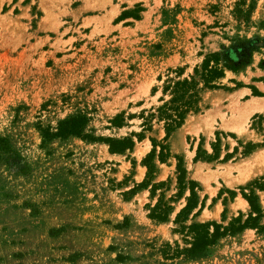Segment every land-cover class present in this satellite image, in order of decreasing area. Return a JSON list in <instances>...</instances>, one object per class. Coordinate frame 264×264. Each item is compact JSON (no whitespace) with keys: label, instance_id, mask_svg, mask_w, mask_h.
<instances>
[{"label":"rangeland","instance_id":"obj_1","mask_svg":"<svg viewBox=\"0 0 264 264\" xmlns=\"http://www.w3.org/2000/svg\"><path fill=\"white\" fill-rule=\"evenodd\" d=\"M3 1L0 137L20 169L0 158V264H264V230L223 236L200 257L189 251L187 229L244 220L250 208L240 187L264 176L252 171L247 179L252 149L264 146V114L247 105L264 97V0ZM234 41L252 49L249 63L223 68L217 88L199 91V110L186 114L177 134H187V143L179 137L184 152H172L175 132L164 141L157 111L171 97L164 87L195 75L207 54ZM78 113L89 117L85 133L95 140L41 136L39 127L54 131ZM99 137L133 139L119 170L129 166L124 160L149 163L152 173L136 188L146 186V198L125 202L133 169L120 177ZM150 138L158 144L151 162ZM165 144L161 168L169 173L156 182ZM177 157L186 170L182 189ZM189 180L204 207L183 220ZM255 192L264 206V193ZM161 196L172 207L163 222L149 217Z\"/></svg>","mask_w":264,"mask_h":264},{"label":"trees","instance_id":"obj_2","mask_svg":"<svg viewBox=\"0 0 264 264\" xmlns=\"http://www.w3.org/2000/svg\"><path fill=\"white\" fill-rule=\"evenodd\" d=\"M233 51V52H232ZM252 55V49H250L246 43L241 41H234L233 45L230 47V50L222 48V51H216L210 54H207L201 64V67H195V75L190 76L189 78H183L175 80L172 84H168L164 87L163 92H170L171 97L169 100L165 101L161 106L157 108L159 112V118L165 120V137L166 141L171 133L175 131L176 128L181 126L185 116L188 112H196L199 110L198 101H199V91L203 88H217L218 84L215 81L223 76V68L230 70H237L242 66L249 63ZM197 76V78L195 77ZM199 83H202V86L199 87ZM254 94H259L255 89L253 90ZM122 114L117 115L113 122L115 125L121 124ZM89 121V117L85 114L78 113L73 114L67 118L60 120L57 123V127L54 131H51L50 128L39 127L41 136L50 140L52 138L60 137L66 138L70 135L85 137L90 140H95V138L87 133H85L86 125ZM139 138H143L142 134H138ZM106 142L109 145L110 152L123 153L127 149L131 150L134 141L131 137H123L120 139L116 138H97ZM153 148L150 151V162L155 153V146L157 142L155 139L150 138ZM166 152V153H165ZM169 156V149L167 144L160 146V152L158 159L160 162H165L166 158ZM4 159L10 165H17L16 158L13 150L10 148L5 138L0 137V158ZM198 155L195 156L197 160ZM177 171L179 173L177 177V183L179 188L185 187V167L183 165V160L181 157H177ZM144 165L147 167L146 177L148 178V173H152L149 163L144 162ZM20 169V166H16ZM189 197L187 199V204L181 211L178 213H185L186 216L183 220L187 218L190 212L197 208L195 215H198L199 212L204 207V200L198 205V196L195 188L197 184L193 180H189ZM141 185H135L131 188L133 193L137 190L136 188ZM144 186V185H143ZM142 188V187H141ZM146 188V186L144 187ZM248 188L249 192L244 190ZM255 188L264 193V176L259 179H254L247 184L246 187H240L242 197L247 201L249 205V212L244 220H242V215H239L236 218H233L228 225L223 226L216 221L191 223L187 229L188 231L193 232V241L191 243L190 252H194L196 256H205L207 253V248L209 245L214 244L216 240L226 235H235L238 232L242 231L245 228H256L259 231L264 230V224H261V219L264 217V206H261L260 197L255 192ZM234 193V192H232ZM161 198L158 200L154 208L152 209L149 217L158 221H166L169 212L172 210L170 205L161 202ZM212 228V229H210ZM187 231V232H188Z\"/></svg>","mask_w":264,"mask_h":264},{"label":"crops","instance_id":"obj_3","mask_svg":"<svg viewBox=\"0 0 264 264\" xmlns=\"http://www.w3.org/2000/svg\"><path fill=\"white\" fill-rule=\"evenodd\" d=\"M5 3H6V0H4V1L2 2V5H4ZM21 6H23V5L21 4ZM256 98H257V99H255V98L253 97L254 100H253V99H252V101L250 100V102L247 104V105H248V108H249V111H251V112H252L253 110H251V107H249V104H250V103H252V102H256V100L261 101V102H264V97H256ZM254 112L264 114V109H263V110H255ZM179 129H180V126H179L178 128H176L175 131H173V132H175L176 138H173V140H172V138H171V143L174 144V148L171 149V151L174 152V153H181V152H184V148H183V140H178V139H177V134H178ZM213 133H214V131H213ZM183 138H184V141L187 143V134H184V135H183ZM235 143H236V142H234L233 146L235 145ZM150 147H151V145L147 146V148L145 149V152H144L143 154H145L146 152H148V151L150 150ZM261 147H263V148L255 147L254 149H252V151L255 150V151L257 152V151H260V150L264 149V146H261ZM257 148H259V149H257ZM252 151H251V152H252ZM255 151H254L253 153L250 152L251 154H250V153H249V154L252 156V155H254V154L256 153ZM192 152H193V151H192ZM192 152L189 150L190 157L193 156V153H192ZM107 156H108L109 159H111V160H117V161H119V162L117 163V167H118V168H117V172H120L119 167L121 166V163H120V159H119L118 157H123L124 154H123V153H117V152H109V151H107ZM245 156H247V155H245ZM124 163H128L129 166H127L126 168H124V169L120 172V177L123 178V177L125 176V174L128 173V170H129V169H133V173H132V175H131V179H130V181H129V185H126V188L134 187L135 185H138V183L142 182L143 179H144V177H145V175H146L147 168H146L145 166H143L141 163H139V164L137 163V164L135 165V167H132V166H131L130 161L124 160ZM163 164H165V162H160V161H159V162L157 163V166H158V169H159V170L155 173V177H154L153 181L158 182V181L166 180L169 171H166V172L163 171V169L161 168V166H162ZM138 175H140L139 178H137ZM147 193H148V189L142 187V188L136 190V191L131 195V197H129V199H128L127 201H125V202H134V203H135V202L138 200V196L144 195V197L146 198V197H147Z\"/></svg>","mask_w":264,"mask_h":264},{"label":"bare ground","instance_id":"obj_4","mask_svg":"<svg viewBox=\"0 0 264 264\" xmlns=\"http://www.w3.org/2000/svg\"><path fill=\"white\" fill-rule=\"evenodd\" d=\"M219 98H221V97H219ZM249 107H251V110H262V109H264V102L256 100V102L250 103ZM179 137H182L181 133H179V135H177L178 139H179ZM182 138H180L179 140H181ZM248 163H249L248 168H250L249 172H251V173L248 174L247 179H248V177H250L252 175L253 172L264 171V149L257 151L254 155L249 157Z\"/></svg>","mask_w":264,"mask_h":264}]
</instances>
